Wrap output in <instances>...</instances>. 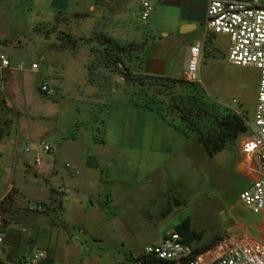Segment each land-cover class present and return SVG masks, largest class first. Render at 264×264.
Listing matches in <instances>:
<instances>
[{"label":"rangeland","instance_id":"374dc122","mask_svg":"<svg viewBox=\"0 0 264 264\" xmlns=\"http://www.w3.org/2000/svg\"><path fill=\"white\" fill-rule=\"evenodd\" d=\"M53 1L64 2L63 13H58L54 25H46L53 20ZM260 2L264 4V0ZM91 6H94L92 10ZM140 8L138 0H109L98 5L96 0H0V55L13 62L10 70L0 67V128L15 123L16 133H22L25 141L20 153L24 148L38 149L41 163L35 165L41 170H47L51 166L48 160L53 158V155L46 154V158L42 155V143L49 141L48 130L61 131L70 126L72 116L78 119L73 120V133L79 130H82L80 133H94L95 143L104 140L106 135L107 113L103 104L90 102L83 88L77 91L70 88L72 71L68 68L72 60L83 64L89 50L91 77L99 88L97 96L108 97L109 86L122 82L116 83V70L104 68L98 50L100 42L111 38L119 45L129 46L130 51L121 58L120 67L136 69L140 47L147 39L145 35L149 39L153 33L162 37L169 34L168 27L162 33L158 30L163 13L153 11L148 24H144ZM62 33L74 39H92L93 45H81L77 51L65 50L61 74L66 76L68 85L59 88L55 80H50L49 89L53 94L49 96L41 90V73L20 71L16 67L19 63L27 67L33 60L42 62L49 37H61ZM216 38V47H208L205 61L200 63V82L196 85L203 89L206 103L219 113L236 112L252 122L259 71L231 65L227 59L229 37L220 34ZM72 52L77 54H68ZM152 52V45L148 46L146 53ZM60 81L61 77L58 83ZM154 90L164 91V88L155 87ZM71 91L75 95H71ZM157 100L166 103L162 97ZM47 110L55 116L43 117ZM168 120L180 124L176 117L169 116ZM167 123L165 121L167 128L160 126L164 125L161 122L147 132L143 127L147 123L140 121L136 134L127 138L128 148L99 147L100 152L95 153L103 156L100 165H76L79 170L76 179L88 181L85 191L94 197L96 209L105 217H98L93 232L89 230L78 237L91 244L90 253L101 256V264H112L114 259H118L119 264H134L133 256L143 254L148 245L159 243L186 219L190 220L192 230L201 235L200 239L192 241V247L204 251L216 248L232 236H258L262 230V216L253 214L240 200L241 193L251 184L247 162L241 154L243 138L252 136L249 129L236 142L211 157L195 136L183 135ZM128 132L131 133V129ZM66 162L63 155L56 170L66 174ZM90 162L94 163V157ZM104 167L107 170L102 171ZM30 173L35 190H44L46 181L41 174L35 168L30 169ZM94 233L100 240H95ZM34 250L38 251V246Z\"/></svg>","mask_w":264,"mask_h":264},{"label":"crops","instance_id":"0c3cea01","mask_svg":"<svg viewBox=\"0 0 264 264\" xmlns=\"http://www.w3.org/2000/svg\"><path fill=\"white\" fill-rule=\"evenodd\" d=\"M138 1L142 2L143 0ZM149 1L153 4V11L158 10L164 16L163 22L158 25L159 32L162 33L166 29L165 27H168L170 32L163 34V37L153 33L149 39L145 35L144 39L146 37L147 39L139 50L138 68H131V70L134 73L153 76L182 78L189 50L193 44L204 43L201 59L203 62L208 47H216L217 35L207 33L205 27L208 0ZM63 4V1H53V20L46 22V25L55 24L58 13H63ZM123 6L124 4L121 7L123 8ZM93 8L94 6L90 7L91 10ZM183 25H191L192 31L180 34L179 29ZM49 38H47L49 42L44 47L45 51L41 57L44 60L40 62L38 69L30 71L43 75L42 85L46 84L50 87V80H55L59 88L63 86L65 88L68 85L66 76L63 77L61 73L64 72L62 59L66 52L50 48L51 45L57 44L58 40L53 35ZM151 45L153 52L148 55L146 50ZM88 52L89 50L83 64L72 60V65L68 68L72 71L70 88L75 91L83 88L85 97L90 102L102 103L105 107L107 116L105 118L104 145H98L94 142V133H86L85 131V133H80L82 130L73 133V120H78L77 116L74 115L70 126L61 129V131L53 128L48 130L46 135L49 141L44 143L52 145L54 152L49 154L53 155V158L48 160L49 163L51 162V166L47 170L44 168L43 171L34 163L38 149L27 151L24 148L20 153V148L25 141L21 137L22 133H16V125L13 122L7 137L0 142V202L2 203L0 217L5 231L4 244L0 245V264H22L23 258L35 255L36 252H43L45 255L39 264H101V256L90 253L91 244L86 240L83 242L78 237V235L87 234L89 230L93 232L92 229H94L98 217H105L100 215L102 213L96 209L94 197L85 191L88 188V181L76 179L79 174L76 165L78 163L91 164L95 167L100 165L103 156L99 153V147L112 149L125 146L128 148L129 139L127 138L130 134H136L140 121L147 123L143 126L147 128V132H151V126H159L161 122H164V125L160 126H165V120L160 118L159 114L137 107L131 102L130 98L134 92V86L129 82L112 84L108 88V97H98L99 88L88 81V66L91 61ZM68 54L72 56L76 55L77 52ZM10 62L12 67L11 58ZM33 62L36 60L30 62L28 67ZM8 69L10 70V68ZM59 77L62 78L61 83H58ZM117 77L118 75L114 79ZM124 91L128 93H124ZM50 92L46 94L51 96L53 92L51 90ZM73 93L71 91V95ZM47 102L50 103V101ZM58 112L61 113L60 110ZM44 114L43 117H47V119L55 116L50 110L45 111ZM129 129H131V133L128 132ZM247 138L249 137L243 138V140ZM82 146L83 149H80ZM97 150L99 152L95 153ZM46 154L42 151L45 158ZM63 155L67 159L65 168L68 171L66 174L56 170V165ZM93 157L94 163H91L90 158ZM68 164L71 167H67ZM32 168H35L36 172L41 174V177L46 181L44 190L40 188L39 191L35 190L36 185L30 173ZM104 170L107 168L104 167L102 171ZM250 178L252 180L251 175ZM53 182L54 184H52ZM8 197L11 199L7 200ZM30 203L43 204L47 209L43 213L31 212L27 209ZM93 235H95L96 241L100 240V236H96V233ZM37 246L38 251H35ZM138 256H133L134 264H138ZM112 264H119V260L114 259ZM120 264L122 263L120 262Z\"/></svg>","mask_w":264,"mask_h":264},{"label":"built area","instance_id":"2783aa9c","mask_svg":"<svg viewBox=\"0 0 264 264\" xmlns=\"http://www.w3.org/2000/svg\"><path fill=\"white\" fill-rule=\"evenodd\" d=\"M153 10V4L149 0L141 2L140 19L144 24H148ZM205 27L209 34L229 37L227 59L231 65L251 67L259 71L254 120L246 121L252 136L241 143V154L247 162L252 180L250 186L241 193L240 200L253 214L262 216L263 227L259 236L243 234L228 238L223 244L207 251L192 247L184 242L181 234L172 231L159 243L148 245L143 254L137 257L138 264H264V4L260 0H208ZM203 50L202 42L190 47L183 73L188 82H200L199 69ZM43 60L44 58L40 61ZM39 64L40 62H33L26 67L20 63L16 68L20 71L36 70ZM0 67H11L9 58L3 54L0 55ZM115 81L124 82V78L118 76ZM41 90L51 93L46 84L41 86ZM42 149L47 154L54 152V147L47 143H42ZM26 150L30 151L28 148ZM40 162L41 159L36 154L34 163L38 166ZM67 167L71 166L68 164ZM27 209L43 213L47 207L30 203ZM4 238L5 231L0 219V245ZM44 256L43 252H38L23 258L22 264H39Z\"/></svg>","mask_w":264,"mask_h":264},{"label":"trees","instance_id":"16d2710c","mask_svg":"<svg viewBox=\"0 0 264 264\" xmlns=\"http://www.w3.org/2000/svg\"><path fill=\"white\" fill-rule=\"evenodd\" d=\"M101 1L109 0H97V4ZM61 35V37H57L58 43L52 45V48L59 51H77L81 45H93L92 39H74L71 35L65 33ZM100 43L98 44L101 47L98 50L104 61V68L112 71L116 70L117 75L134 86L135 92L131 95V102L137 107L156 112L160 118L168 121L179 133L189 137L190 135L195 136L209 156L212 157L222 152L227 146H230L240 136L248 132L246 120L241 114L236 112L219 113L212 105L206 103L203 89L196 83L188 82L184 78L134 73L128 67L121 68L120 64L123 60L121 58L128 55L130 47L119 45L111 38H104ZM91 68L92 64L88 66L89 83L95 85V81L91 77ZM155 87L164 88V91L154 90ZM135 88L138 90H135ZM158 97L164 98L166 103L158 101ZM169 116L176 117L180 124L177 125L172 120L169 121ZM12 124L13 122L4 124L0 128V142L7 137ZM97 143L104 142L102 140ZM10 199V197L7 198V200ZM1 204L0 202V209L2 208ZM174 231L181 234L184 242L188 244L201 238L199 233L192 230L189 219L177 225Z\"/></svg>","mask_w":264,"mask_h":264},{"label":"water","instance_id":"95a60500","mask_svg":"<svg viewBox=\"0 0 264 264\" xmlns=\"http://www.w3.org/2000/svg\"><path fill=\"white\" fill-rule=\"evenodd\" d=\"M191 25H183L180 27L179 29V33L180 34H186V33H190L192 30L190 29ZM196 29V28H195Z\"/></svg>","mask_w":264,"mask_h":264}]
</instances>
